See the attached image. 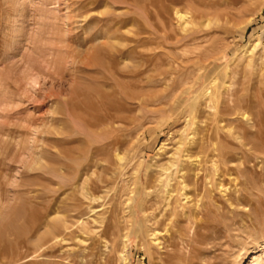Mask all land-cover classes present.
Instances as JSON below:
<instances>
[{
    "label": "rangeland",
    "instance_id": "374dc122",
    "mask_svg": "<svg viewBox=\"0 0 264 264\" xmlns=\"http://www.w3.org/2000/svg\"><path fill=\"white\" fill-rule=\"evenodd\" d=\"M160 1L0 0V264H264V0Z\"/></svg>",
    "mask_w": 264,
    "mask_h": 264
},
{
    "label": "bare ground",
    "instance_id": "6f19581e",
    "mask_svg": "<svg viewBox=\"0 0 264 264\" xmlns=\"http://www.w3.org/2000/svg\"><path fill=\"white\" fill-rule=\"evenodd\" d=\"M161 1H163V0H161ZM160 1V2H161ZM176 0H170V2H172V3H177V2H179V1H177V2H175ZM153 5H155V4H153ZM165 8L163 9V13H166L167 15L170 13V10L168 9V7L167 6H164ZM161 12V11H160ZM172 12V11H171ZM176 13H175V15L180 19V20H183V22L184 21H186V15H183L182 13H181V11H178V10H176L175 11ZM173 13V12H172ZM161 14V13H160ZM165 14V15H166ZM162 15V14H161ZM165 15H163V16H165ZM162 16V17H163ZM161 17V18H162ZM166 17V16H165ZM164 18V17H163ZM186 23H187V21H186ZM186 25V24H185ZM165 26H166V24H165ZM222 123V122H221ZM106 133V132H105ZM111 134V133H110ZM99 135V134H98ZM112 135V134H111ZM107 137V136H106ZM206 140V139H205ZM198 142V141H197ZM202 142V141H201ZM208 142V141H207ZM202 143H204V142H202ZM101 144V143H100ZM206 148V147H205ZM207 149V148H206ZM191 150V149H190ZM204 149H202V151H203ZM94 151V150H93ZM193 151V150H192ZM200 152H201V149H200ZM207 152V151H206ZM190 153V152H189ZM203 153V152H202ZM208 153V152H207ZM90 154V153H89ZM189 155H191V154H189ZM101 156V155H100ZM192 156V155H191ZM210 156V155H209ZM192 159V158H191ZM173 167V166H172ZM183 170V169H182ZM182 172V171H181ZM183 173V172H182ZM187 174V173H186ZM188 175V174H187ZM185 176V175H184ZM186 177V176H185ZM172 178V177H171ZM175 179V178H174ZM92 180V179H91ZM103 180V179H102ZM99 182H100V179L98 180ZM104 181V180H103ZM175 181V180H174ZM93 182V181H92ZM171 182H172V180H171ZM88 183H89V181H88ZM107 183V182H106ZM109 183V182H108ZM186 184V183H185ZM184 184V185H185ZM96 185H97V182H96ZM95 185V186H96ZM102 185H105L104 183L102 184ZM190 185V184H189ZM98 186V185H97ZM187 187H190V186H188V185H186ZM99 187V186H98ZM98 187H96V188H98ZM95 188V189H96ZM100 188V187H99ZM99 188H98V190H99ZM101 189V188H100ZM97 190V191H98ZM94 192H96V191H94ZM171 192V191H170ZM173 195V194H172ZM187 196V195H186ZM188 197V196H187ZM92 198V197H91ZM94 198V197H93ZM189 198V197H188ZM96 199V198H95ZM99 200V199H98ZM93 201V200H92ZM95 202V201H94ZM129 203V202H128ZM164 215H166V214H164ZM157 216V215H156ZM159 218L161 217V216H158ZM155 218H157V217H155ZM166 218V216H163L160 220H159V222H158V224H157V229L158 230H160V229H162V227H164V226H167L168 224H167V220L165 219ZM105 223V222H104ZM104 223H102V224H104ZM56 225V224H55ZM165 229V228H164ZM166 231V230H165ZM108 232V231H107ZM159 233H162V232H160L159 231ZM164 233V232H163ZM168 234V233H167ZM58 237V236H57ZM56 237V238H57ZM59 239V238H58ZM67 240V239H66ZM171 240H174V234L170 237V239H168L167 240V243L169 242L170 243V245L168 246V248L170 247H173V245H171L172 243H171ZM51 241V240H50ZM65 242V241H64ZM56 243V242H55ZM55 243H53V244H55ZM157 243V242H156ZM168 243V244H169ZM57 244V243H56ZM174 251V250H173ZM256 264H263V263H261V259H259V258H256L255 259V261H254Z\"/></svg>",
    "mask_w": 264,
    "mask_h": 264
}]
</instances>
